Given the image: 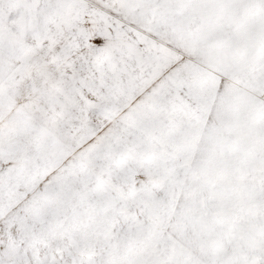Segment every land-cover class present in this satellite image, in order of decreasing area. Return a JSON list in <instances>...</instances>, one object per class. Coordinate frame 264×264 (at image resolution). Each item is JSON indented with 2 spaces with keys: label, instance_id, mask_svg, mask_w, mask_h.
I'll return each instance as SVG.
<instances>
[{
  "label": "snow or ice",
  "instance_id": "1",
  "mask_svg": "<svg viewBox=\"0 0 264 264\" xmlns=\"http://www.w3.org/2000/svg\"><path fill=\"white\" fill-rule=\"evenodd\" d=\"M0 264H264V0H0Z\"/></svg>",
  "mask_w": 264,
  "mask_h": 264
}]
</instances>
